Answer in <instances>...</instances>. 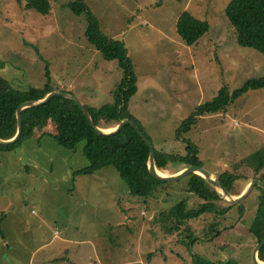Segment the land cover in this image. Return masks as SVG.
Returning <instances> with one entry per match:
<instances>
[{"label": "rangeland", "instance_id": "obj_1", "mask_svg": "<svg viewBox=\"0 0 264 264\" xmlns=\"http://www.w3.org/2000/svg\"><path fill=\"white\" fill-rule=\"evenodd\" d=\"M50 1L52 11L43 16L26 9L24 1L0 0L3 74L16 88L42 87L48 67L53 86L72 91L82 104L113 103L122 78L117 61L87 42L88 21L73 12V0ZM230 1L86 0L103 32L126 43L138 85L130 109L159 151L185 155L186 145L175 135L193 110L224 85L233 91L264 75V53L241 46L225 16ZM185 11L210 24L194 44L176 33V20ZM56 132L50 118L33 137L0 152V220L8 233L0 232V264H195L194 255L217 264L228 259L253 264L257 244L250 225L258 190L243 202L244 216L238 207L231 210L215 240L205 241L207 226L197 222L193 242L185 227L171 229L162 217L179 201L190 207L202 203L187 190V177L168 182L151 197L131 195L113 167L75 174L89 166L82 153L86 142L70 150L58 144ZM182 139L198 147L202 168L213 176L232 170L264 148V88L200 118ZM185 168L169 164L159 172L174 175ZM249 182L241 180L242 192Z\"/></svg>", "mask_w": 264, "mask_h": 264}, {"label": "trees", "instance_id": "obj_2", "mask_svg": "<svg viewBox=\"0 0 264 264\" xmlns=\"http://www.w3.org/2000/svg\"><path fill=\"white\" fill-rule=\"evenodd\" d=\"M25 8L47 16L52 11L50 0H21ZM71 9L77 16H84L88 21L85 32L86 40L98 51L108 58L117 61L122 71V78L117 84L113 103L99 108L86 106L96 125L102 129L116 127L123 120L134 121L151 142L142 125L137 121L130 109V100L138 90L137 75L134 64L129 55L126 43L112 38L103 32L97 17L91 11L86 0H73ZM226 18L233 26L238 43L244 47H251L264 53V0H231L224 9ZM210 31L207 21L197 19L192 13L185 11L176 21V33L187 44L196 43ZM6 61L0 58V137L10 140L17 133V110L26 101L44 98L49 92L58 90L51 82L50 70L47 67V83L42 87H28L19 89L3 74ZM264 88V75L247 79L239 88L231 91L228 85L220 87L213 99L197 106L191 116L180 125L176 131L175 139L184 142L186 154H173L159 151L155 148V166L157 170L164 171L171 164L201 166L198 158L199 149L191 141L182 139L183 135L197 125L198 120L205 116L215 115L225 111L239 96L251 89ZM64 92L72 93L68 89ZM23 134L21 139L13 145H0V152L12 151L24 139L31 138L35 129L44 121L54 118L56 125L55 139L64 148L75 150L80 142H86L82 153L89 161V166L76 170L75 174H94L106 168L113 167L128 185L131 195L147 198L168 182L155 179L147 170L148 147L132 126L125 127L121 132L112 136L97 133L86 116L80 110L76 101L57 95L47 104L27 108L22 113ZM240 169L242 171H240ZM251 174L252 177L249 175ZM219 180L232 195H240L241 180L259 179L264 181V148L254 151L244 157L232 170L219 174ZM187 190L196 194L202 200L198 207H190L187 200L179 201L165 215H162L171 225V229L179 230L185 227L192 238L198 240L195 233L197 222L207 226L203 232L205 241H213L221 235L220 224L230 219L232 209L238 207L239 216L245 215L243 203L230 205L223 200L219 192L204 177L199 175L187 176ZM258 208L250 225V233L256 244L264 240V190L257 186ZM213 217V222H209ZM0 220V232L5 236ZM259 259L264 262V247L258 253ZM195 264H217L198 255L193 256ZM224 264H238L235 259H228Z\"/></svg>", "mask_w": 264, "mask_h": 264}, {"label": "water", "instance_id": "obj_3", "mask_svg": "<svg viewBox=\"0 0 264 264\" xmlns=\"http://www.w3.org/2000/svg\"><path fill=\"white\" fill-rule=\"evenodd\" d=\"M57 95H60L68 99L76 101V103L80 107V110L82 111V113H84V115L86 116L92 128L101 135H104V136L116 135L119 132H121L125 127L132 126L136 130V132L139 134V136L143 139V141L146 143V146L148 147L149 154H148V159H147V170L149 174H151L157 180L170 182V181L182 179L187 176H191L193 174L199 175L201 177H204L211 185H213V187L217 189V191L219 192L223 200L230 205H238L240 203H243L257 186H260L264 190V181H260L259 179H253V180H250L247 187L240 195L234 196L226 189L225 186H223L219 178L213 176V173H211L210 171L202 168L201 166H197V165L188 166L182 171H179L178 173L174 175H160L157 172V168L155 166L156 156H155L154 147L152 143L147 139L146 135L141 131V129L138 127V125L134 121L127 119V120L121 121L114 129H102L96 125L92 115L90 114L86 106L81 103L78 97H76L72 93L64 92L62 90H54V91L49 92L42 99L29 100V101H26V103H23L18 108L17 114H16L18 127H17V133L15 137L10 140H4L0 137V145L10 146V145L16 144L21 139L22 134H23L22 113L25 109L43 106L47 104L49 100H51L53 97ZM262 247H264V240L258 243L252 251L251 259H252L253 264H262L258 256V253Z\"/></svg>", "mask_w": 264, "mask_h": 264}, {"label": "bare ground", "instance_id": "obj_4", "mask_svg": "<svg viewBox=\"0 0 264 264\" xmlns=\"http://www.w3.org/2000/svg\"><path fill=\"white\" fill-rule=\"evenodd\" d=\"M110 131H111V130H110ZM157 172H158L160 175H163V174H161V172H159V170H157ZM260 262H261L262 264H264L263 261L260 260Z\"/></svg>", "mask_w": 264, "mask_h": 264}, {"label": "crops", "instance_id": "obj_5", "mask_svg": "<svg viewBox=\"0 0 264 264\" xmlns=\"http://www.w3.org/2000/svg\"><path fill=\"white\" fill-rule=\"evenodd\" d=\"M176 21H177V20H176ZM110 37H111V36H110ZM112 38H113V37H112ZM33 136H34V135H33ZM33 136H32V137H33ZM254 190H255V189H254ZM254 190H253V191H254ZM5 235L8 236V233L5 232ZM57 260H58V258H57L55 261H57Z\"/></svg>", "mask_w": 264, "mask_h": 264}]
</instances>
